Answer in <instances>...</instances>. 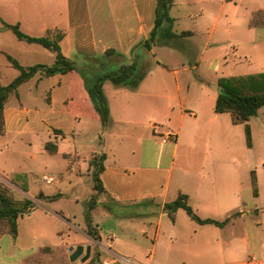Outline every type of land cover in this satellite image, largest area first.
Here are the masks:
<instances>
[{
	"label": "crops",
	"instance_id": "1",
	"mask_svg": "<svg viewBox=\"0 0 264 264\" xmlns=\"http://www.w3.org/2000/svg\"><path fill=\"white\" fill-rule=\"evenodd\" d=\"M156 6L157 0H0V84L21 74L9 56L24 67L52 65L57 58L43 44L20 39L4 22L19 24L32 36L55 39L63 33L62 52L75 62L67 72L38 70L10 94L0 133V176L26 173L33 187L45 182L41 173H52L56 192L40 193L78 200L85 184L91 195L95 191L90 159L105 152L102 201L107 210L101 219L114 218L108 204H130L143 211L121 218L133 225L157 205L158 232L169 216L165 204L186 193L202 218L223 220L238 212L224 226L190 217L193 257L212 264H251L255 256L264 264V223L254 220L264 209H259V195L250 197L245 173L255 171L254 161L243 149L255 145L254 137L251 145L247 142L246 125L254 136L256 124L264 142V106L242 123H234L230 112L216 111L221 76L264 72V0H173V30L190 34L164 30L148 47ZM130 63L145 76L136 87L104 81L111 113L105 127L84 85ZM77 83L80 95L74 104ZM80 115L102 124L98 147L96 135L89 144L76 137ZM169 131L177 133L176 141H163ZM47 143L56 145V152ZM157 178L164 180L160 190ZM182 210L175 221L169 216L174 225ZM109 246L116 253L112 242ZM247 249L256 254L245 257Z\"/></svg>",
	"mask_w": 264,
	"mask_h": 264
},
{
	"label": "rangeland",
	"instance_id": "2",
	"mask_svg": "<svg viewBox=\"0 0 264 264\" xmlns=\"http://www.w3.org/2000/svg\"><path fill=\"white\" fill-rule=\"evenodd\" d=\"M195 9L192 3L191 11ZM89 86V83L84 85L88 92ZM79 90L80 84L77 83L73 96L74 104L80 95ZM91 99L94 103L92 97ZM86 119L83 115L79 116L76 137L89 144L96 135L98 147L101 144L99 135L102 131V124ZM259 130L262 131V128L260 127ZM253 137L254 149H243L245 156L252 157L255 171L250 173L246 170L245 180L251 186L252 195L250 197L259 195L258 206L263 210L264 142L262 132L258 133L256 124L254 136L251 135L252 141ZM43 174H40L41 178ZM0 179L12 188L15 197H30L35 202V207L19 219L18 237L14 238L10 233L1 236L0 254L2 253L4 258L2 264H212L211 261L196 259L191 255V218L185 210L178 215L176 225L168 215H165L161 228L157 232L159 216L157 205L150 209L149 213L139 215L133 225H127L126 222H121L123 216L129 214L136 216L142 214L143 211L137 210L135 205L110 203L108 205L115 215L113 219L105 220L101 219V215L102 211L107 208L102 201L94 217V220L99 222V228H97L100 237L98 239L88 238L89 235L85 231V210L91 197L88 184H85V188L83 187L84 196L81 199L62 195L55 200H48L40 198L39 194L41 190L54 191L56 182H39L25 190L8 177L0 176ZM156 180L157 189L160 190V185L164 180L163 178ZM90 183H93L91 178ZM254 220L264 223V211ZM145 231L147 233H144ZM109 242L113 243L116 253L110 250ZM78 245H84L85 249L77 259L71 260L70 255ZM88 245L91 246V254L89 258L83 260ZM71 246L74 247L73 250L70 249ZM254 253L253 249H247L244 256L248 257Z\"/></svg>",
	"mask_w": 264,
	"mask_h": 264
},
{
	"label": "trees",
	"instance_id": "3",
	"mask_svg": "<svg viewBox=\"0 0 264 264\" xmlns=\"http://www.w3.org/2000/svg\"><path fill=\"white\" fill-rule=\"evenodd\" d=\"M173 0H157L155 26L151 31L146 45L151 47L152 42L157 36L166 31L165 34L173 36L188 35L190 31H182L176 33L173 30L174 18L170 14ZM257 16L253 18V24L258 23ZM4 26L13 30V32L23 40L29 42H37L52 49L56 52L57 58L52 65L36 64L24 67L15 58L9 56L11 62L21 70V74L10 84H0V133L5 132L4 108L10 94L17 90L19 85L29 79L36 71L43 70L46 74L56 72H67L75 69V62L67 58L60 45V40L64 34L59 33L57 38L52 39L49 35L32 36L24 32L19 24H11L4 22ZM114 51L109 49L107 52ZM145 72L137 70L134 63L122 64L117 69L96 76L90 82L89 94L94 100L95 106L101 116L103 125L106 127L111 121L110 105L108 97L104 91L103 85L105 80H111L115 84H124L132 87L138 86L139 82L144 78ZM219 94L216 102L217 112H230L234 123H242L248 121L252 116L258 113V110L264 106V72H254L245 74H234L221 76L218 79ZM251 128L246 125V136L248 144H252ZM46 148L50 152H56L57 147L52 143H47ZM105 152L95 153L90 159V170L92 180L94 182V192L87 202L85 210L86 232L92 237L98 239L100 237L99 229L94 223L93 211L102 202L106 188L103 183L102 174L105 169ZM13 182L21 185L25 190L29 189L28 177L26 173H14L11 179ZM60 193L53 195L39 194L40 198L55 200L60 197ZM35 207V202L30 197H15L12 188L0 179V238L5 233H10L14 238L19 234V219L28 214ZM110 208V206H109ZM165 210L173 221H175V213L179 208L186 210L188 215L201 224L213 223L218 226L227 224L231 217L238 214L233 213L231 216L223 220L207 217L202 218L189 203V195L180 193L174 200L165 204Z\"/></svg>",
	"mask_w": 264,
	"mask_h": 264
},
{
	"label": "built area",
	"instance_id": "4",
	"mask_svg": "<svg viewBox=\"0 0 264 264\" xmlns=\"http://www.w3.org/2000/svg\"><path fill=\"white\" fill-rule=\"evenodd\" d=\"M163 141L164 142H172V141H176L177 140V133L173 132V131H169L166 134H163ZM42 180L47 182V183H53L56 180V176L54 175H50V174H46L43 175ZM249 262L251 264H259V260L253 256L250 258Z\"/></svg>",
	"mask_w": 264,
	"mask_h": 264
},
{
	"label": "water",
	"instance_id": "5",
	"mask_svg": "<svg viewBox=\"0 0 264 264\" xmlns=\"http://www.w3.org/2000/svg\"><path fill=\"white\" fill-rule=\"evenodd\" d=\"M73 246H71L70 247V249L71 250H73ZM84 245H78L77 247H76V249L72 252V254L70 255V259L71 260H75V259H77L82 253H83V251H84ZM90 254H91V246L90 245H88L87 247H86V255L82 258L83 260H86L87 258H89V256H90Z\"/></svg>",
	"mask_w": 264,
	"mask_h": 264
}]
</instances>
